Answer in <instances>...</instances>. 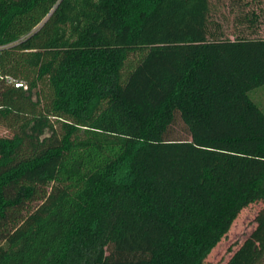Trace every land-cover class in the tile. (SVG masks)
Returning <instances> with one entry per match:
<instances>
[{
    "label": "trees",
    "instance_id": "16d2710c",
    "mask_svg": "<svg viewBox=\"0 0 264 264\" xmlns=\"http://www.w3.org/2000/svg\"><path fill=\"white\" fill-rule=\"evenodd\" d=\"M221 6L0 0V264H204L264 204V38Z\"/></svg>",
    "mask_w": 264,
    "mask_h": 264
},
{
    "label": "rangeland",
    "instance_id": "374dc122",
    "mask_svg": "<svg viewBox=\"0 0 264 264\" xmlns=\"http://www.w3.org/2000/svg\"><path fill=\"white\" fill-rule=\"evenodd\" d=\"M221 2L222 6L217 11L216 20L220 21L227 34L234 33L235 26H239L240 23L236 22L238 12H253L257 15V36L264 38V0H246L248 5L245 8L232 7L230 0H221ZM253 98L264 110V88L256 91ZM10 136L11 132L0 123V138ZM263 210L264 204L261 202L250 204L242 209L227 234L208 254L204 264H228L242 250H245L242 254L243 264H253V262L259 264L264 250L262 247L264 232L263 229L258 231L260 226L258 218Z\"/></svg>",
    "mask_w": 264,
    "mask_h": 264
},
{
    "label": "built area",
    "instance_id": "2783aa9c",
    "mask_svg": "<svg viewBox=\"0 0 264 264\" xmlns=\"http://www.w3.org/2000/svg\"><path fill=\"white\" fill-rule=\"evenodd\" d=\"M5 81H6V83H8L9 85L14 86L15 88H23V89H26V85L23 82L16 81L13 78L6 77L5 78Z\"/></svg>",
    "mask_w": 264,
    "mask_h": 264
},
{
    "label": "flooded vegetation",
    "instance_id": "af4514ba",
    "mask_svg": "<svg viewBox=\"0 0 264 264\" xmlns=\"http://www.w3.org/2000/svg\"><path fill=\"white\" fill-rule=\"evenodd\" d=\"M261 260H259L260 262H259V264H264V250L262 251V255H261V258H260Z\"/></svg>",
    "mask_w": 264,
    "mask_h": 264
}]
</instances>
